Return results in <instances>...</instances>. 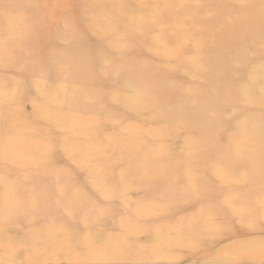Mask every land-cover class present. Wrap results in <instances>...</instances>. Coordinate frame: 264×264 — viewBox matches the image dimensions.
<instances>
[{
	"label": "rangeland",
	"instance_id": "obj_1",
	"mask_svg": "<svg viewBox=\"0 0 264 264\" xmlns=\"http://www.w3.org/2000/svg\"><path fill=\"white\" fill-rule=\"evenodd\" d=\"M7 198L0 264H264V0H0Z\"/></svg>",
	"mask_w": 264,
	"mask_h": 264
},
{
	"label": "bare ground",
	"instance_id": "obj_2",
	"mask_svg": "<svg viewBox=\"0 0 264 264\" xmlns=\"http://www.w3.org/2000/svg\"><path fill=\"white\" fill-rule=\"evenodd\" d=\"M150 14H151L150 12H146V13H145V17L139 18V20L142 21V24H144L147 20L152 19V17H154V16H152V15H150ZM151 16H152V17H151ZM172 46H173V45H172ZM218 107H220V106H218ZM216 111H217V110H216ZM199 112H200V110H199ZM169 116H172V114H171V110H168V109L165 111L164 115H160L161 119H165V122H166V120H167V118H168ZM65 118H66L67 120L70 119L69 117H65ZM179 118H180L181 120H183L185 117L179 116ZM189 119H195V120H208V121H209L210 116L208 115V113H207L206 115H204V114H201V115H194V116H193V115H190V116H189ZM212 120H213V118H212ZM178 129H179V128H178ZM178 129L175 130V132H178ZM208 130H209V131L211 130V127H210L209 125H208ZM199 132L202 133L201 130H200V128H199ZM152 134L154 135V131H152ZM208 144H209V141H200V140L196 139L194 143L189 144V145H195V146H188V149H187L185 155H183L184 158H185L186 155H190L191 152H193V151H195V150L198 151V150L196 149V147H198V145H199L200 147H204V146H208ZM116 145H117V146H120L121 143H120V142H117ZM129 145H131V144H129ZM113 146H114V145H113ZM140 146H141V145H140ZM131 147H132V145H131ZM132 148H133V147H132ZM133 149H134V148H133ZM140 156H141V159H142L143 161H146V163H155V164H159V165H163L162 162H163V163H174V166H175V167H177V166H182V165H183L184 168H185V169H184V172H186L187 170H193V168H194L195 165H198V164L201 163L200 160H199L198 162H196V163H188L185 159H183V160H177V159H174V158H170V157H168V156H165V157L163 156V157L157 158L156 161H152V158H147V159H145L144 156H143L141 153H140ZM143 165L147 166V164H144V163H143ZM216 168H218V167H216ZM163 170L166 171V172H170V171H171V170H167L166 168L163 169ZM138 172H140V173L143 174V175H151V174L153 173V172H151V171H148L145 167L139 169ZM154 174H156V173H154ZM144 182H145V184H147L149 187H150V185L153 186V184H152L151 182H149V181H144ZM159 182H160L161 184H160V186H157V187H156V190H155V192H154L155 197H160L161 195H164V194L170 193L171 190H168V189L173 188V187L176 185V183H177V182L172 181L171 179H170V180L161 179ZM183 184H184V183H183ZM55 185H56V191H57V196H56L57 199H56V201H57V200L59 201V196H60V195L63 196L65 190H63L61 184H56V183H55ZM175 188H176V189H175V191H174V195H176V196H183V195H191V196H194V195H197V194H198V192L196 191V189H195V188L193 187V185L190 184V183H187V184H184V185H182V186L175 187ZM35 191H36V189H33V190H31V193H34ZM107 195H108V192L105 193L104 191H100V193H98V196H107ZM197 196H198V198L201 197V195H197ZM69 200H70V201H68V203H70L69 205L71 206V210L73 211V209H74V205L76 206V203H74V201L77 200V196H76V195H72V196H70ZM63 209H64V211H63L64 214H66V212H68V210H70V209L67 207V205L64 206ZM233 209L239 210V208H235V207H230V208H228V211L230 212V211L232 210L231 212H233L234 217H236V215H238V214H236V213L233 211ZM19 210H20L19 206H16L15 204H13V202H10V199H9V198H7V199H6V207H2V206L0 205V216H1L3 213H5V212H6V213H7V212H8V213H15V212H17V211H19ZM67 216H68V218H69L68 221H66V220H61V221L59 222V224H57L55 221L51 220V221L49 222L48 226H50V227H52V228H77V227L72 226L73 222H72V220H71V217H70V215H69V212H68ZM239 216H240V215H239ZM126 219H127V218H125V220H126ZM240 219H242V218L240 217ZM84 221H85V220H84ZM9 222H10V221H9ZM85 222H86V221H85ZM81 223H83V220H82L81 222H78V225H79V226H82ZM119 223H120V224H123V220H119ZM53 224H56V225H58L59 227H57V226H55V225H53ZM3 225H4V224L0 225V228H1ZM51 225H52V226H51ZM83 226H84V225H83ZM86 226H88L89 228H93V226H94V222H92V221H89L88 223L86 222ZM45 231H46V232H45L46 234H47V232H48V233H52V234H55V232H56V231H54V230H52V229H50V228L45 229ZM86 231H89V230H86ZM62 232H65V231H62ZM154 238H156V237H154ZM37 240H38V239H36V241H37ZM44 240H46L45 243H44L45 246H48V245H51V244H53V245H58V244H60L62 238H61V240H60V239L52 240V239H50L49 236H45ZM36 241H35V243H36ZM46 256H48V255H46V254L44 255V254H42V253L40 254V257H42L41 259H43V258H47ZM48 257L58 258V257H61V256H58V255H55V254L51 253V256H48ZM95 257L97 258V256H95ZM84 258H85V257L82 256V259H84ZM92 258H94V256H93ZM92 258H90V259H92Z\"/></svg>",
	"mask_w": 264,
	"mask_h": 264
}]
</instances>
